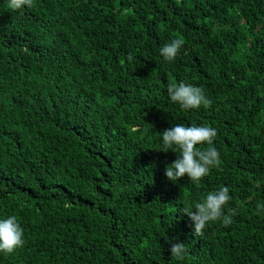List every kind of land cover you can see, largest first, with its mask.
I'll return each mask as SVG.
<instances>
[{
    "label": "trees",
    "instance_id": "16d2710c",
    "mask_svg": "<svg viewBox=\"0 0 264 264\" xmlns=\"http://www.w3.org/2000/svg\"><path fill=\"white\" fill-rule=\"evenodd\" d=\"M180 82L211 105L181 109L167 93ZM181 124L217 131L220 164L199 182L164 175L179 150L162 131ZM220 187L231 224L194 235L183 209ZM258 205L264 0H0V219L25 241L0 264H264Z\"/></svg>",
    "mask_w": 264,
    "mask_h": 264
},
{
    "label": "clouds",
    "instance_id": "9594fccd",
    "mask_svg": "<svg viewBox=\"0 0 264 264\" xmlns=\"http://www.w3.org/2000/svg\"><path fill=\"white\" fill-rule=\"evenodd\" d=\"M33 0H7V7L11 10L20 9L23 6L31 7ZM184 41L180 38L172 39L160 49V55L166 61H173ZM133 57L129 53L128 60ZM167 93L173 103L179 104L183 110L198 109L201 106L209 107V100L203 89L180 82L172 83L167 87ZM217 135L215 128L211 126H184L174 125L162 131V144L164 149L176 153L173 149H178L177 158L170 164H165V177L175 183L187 176L188 179L199 182L208 175L211 168L220 164L219 152L214 147L213 140ZM201 144L210 145L206 149H199L196 146ZM163 152H167L161 150ZM231 199L229 189L220 187L217 191L207 193L201 202H197L193 208H184L183 212L193 222L194 235L202 236L206 225L209 222L221 221L227 226L231 224V215L225 216L222 208ZM258 208L264 207L261 205ZM235 210H232V215ZM171 257L177 260L183 259L187 251L183 243H172ZM24 232L17 221L15 215L0 219V252L11 254L16 249L24 246Z\"/></svg>",
    "mask_w": 264,
    "mask_h": 264
}]
</instances>
